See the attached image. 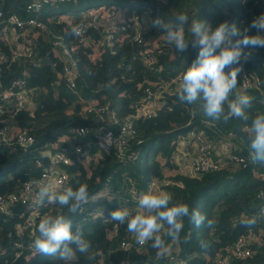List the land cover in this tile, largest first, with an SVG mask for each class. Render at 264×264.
<instances>
[{"label": "trees", "instance_id": "trees-1", "mask_svg": "<svg viewBox=\"0 0 264 264\" xmlns=\"http://www.w3.org/2000/svg\"><path fill=\"white\" fill-rule=\"evenodd\" d=\"M32 1H0L5 19L16 15L26 21L38 16L43 25L30 33L29 38L34 35L36 38L26 56H16L13 42L0 37V57L5 58L1 65L0 90L8 89L20 80L29 89H35L30 95L32 106L10 116L11 137L28 131L36 141L27 150L19 146L0 148V195L15 193L23 183L41 177L50 164L49 157L42 155L49 145L54 150L66 151L74 162L69 168L71 179L68 185L75 189L79 186L76 181H79L87 186L88 191V201L82 206L84 212H80L81 209L71 214L66 207L47 201L39 206L43 214L68 215L73 222V231L79 226L84 237L91 242L94 258L76 252L69 264H217L223 248L233 246L241 236L251 233L260 236V242L252 246V257L243 261L232 258V264H264V218L252 227L243 223L264 209V164L250 159L251 134L244 130L243 121L231 119L225 123L207 118L199 110L202 101L198 100L194 105L179 101L177 89L180 83H175L162 99L157 116L134 122L138 137L132 142L140 139L143 144L134 146L133 150H141V157L143 154L145 158L143 167L139 165L140 160L121 163L113 151L89 168L88 160L73 152V145L85 139L76 137L74 140L71 134L74 128L95 123L94 115L86 110L88 102L98 108L109 106L123 122L144 100L147 85L180 79L196 59L198 49L191 45L180 53L166 40L162 44L165 34L152 27L151 20L159 17L165 22L179 24L176 17L186 15L188 22L183 25L186 35L191 21L196 19L210 23L213 28L224 21L247 28L254 18L264 14V0H75L59 4V7L46 5L37 16L28 11ZM95 16L99 26L88 29V43L81 45L72 29L93 21ZM105 23H114L117 27L111 46L103 44L101 26ZM127 23L142 26L144 45L132 41L134 31L121 30ZM17 31L21 35V30ZM247 34L257 35V30L252 28ZM20 42L26 44V39L20 37ZM55 42L61 43V48L54 46ZM64 47L77 60L73 88L62 77ZM244 52L250 55L247 62H242L237 88L252 98L247 112L253 117L264 112V48L247 47ZM150 55L155 57L154 63L146 65L144 58ZM242 73L247 74L252 82L247 90L241 89ZM7 117V113L0 116V127L1 121ZM119 129L113 127L116 133ZM193 130L217 144L223 141L233 143L234 149L230 152L244 162L238 164L224 159L222 168L195 175L188 161L184 169L177 161L176 151L185 135ZM213 158L218 161V157ZM37 160H42L44 167L38 168ZM132 179L136 181L139 195L148 192L149 185L157 179L159 191L172 193L174 202H183L189 206L190 212L204 214L213 221L214 227L197 228L185 217L181 242L172 244L170 238H165L170 247L157 256L151 241L137 244L126 224L110 220L111 212L122 209L118 192ZM108 187L113 189L111 201L104 197L95 198ZM127 198L131 196L128 194ZM24 211V205L15 203L10 207V215L0 212V264H65L55 257L31 254L27 250L31 229L25 228L27 215L22 217ZM97 211H101L102 217L91 222L84 220L89 213ZM38 224L39 220L35 229L37 235ZM18 227L24 228L22 235L17 233ZM202 241L208 242L206 250L200 246ZM124 242L129 243V248L122 247ZM16 244L23 248H16ZM18 252L22 253L20 257H17Z\"/></svg>", "mask_w": 264, "mask_h": 264}, {"label": "clouds", "instance_id": "clouds-1", "mask_svg": "<svg viewBox=\"0 0 264 264\" xmlns=\"http://www.w3.org/2000/svg\"><path fill=\"white\" fill-rule=\"evenodd\" d=\"M176 20L179 24L165 22L157 17L150 23L165 34L167 43L173 45L178 52L186 51L189 45L198 49L196 59L180 77L177 89L179 101L188 105L202 101L199 110L212 120H223L225 123L231 119L243 121L244 130L251 134L250 159L264 164V112L250 117L247 109L251 107L252 98L237 88L242 62H247L250 55L244 49L264 48V35L247 34L252 28L258 33H264V14L254 18L247 28L228 21L213 28L210 23L196 19L191 21L187 35L183 25L188 22V17L180 14ZM72 31L79 34L77 28ZM226 68L230 71L226 72ZM192 114L195 115L196 112L193 111ZM76 183L79 186L75 189L68 185L56 192L47 181H41L38 183L37 200L41 204L45 201L58 204L75 214L88 201L87 186L79 181ZM185 217L197 228L214 227L213 221L204 214L199 211L190 212L187 204L174 202L173 194L163 190L141 193L135 209L123 208L110 213V220L126 224L127 231L137 244L144 245L151 241V247L157 250V256H161L170 247L165 238H170L172 244L181 242L180 234ZM261 218H264V209L243 223L252 227ZM37 231L39 235L34 239L32 247L39 254L55 257L65 264L73 260L76 252L85 254L89 259L94 258L91 255V242L84 237L79 226L73 231V222L68 215L43 216ZM200 246L206 250L209 245L202 241Z\"/></svg>", "mask_w": 264, "mask_h": 264}, {"label": "built area", "instance_id": "built-area-1", "mask_svg": "<svg viewBox=\"0 0 264 264\" xmlns=\"http://www.w3.org/2000/svg\"><path fill=\"white\" fill-rule=\"evenodd\" d=\"M3 1V0H0ZM75 0H33L28 7L29 12H34L40 15L43 7L49 5L51 7H57L62 3H71ZM245 1V0H244ZM60 6V5H59ZM58 6V7H59ZM38 17V16H37ZM37 17L30 18L29 20L22 21L18 16L11 15L5 19L4 12L0 9V37L4 40H11L15 45L16 56H26L31 51V46L33 45L34 38L36 35L29 38L30 33L33 29L38 27H43V25L38 21ZM97 16L93 21L89 23H81L77 27L79 34V43L85 45L88 43L86 33L89 28H97L98 20ZM142 26L138 23L136 24H125L121 30H132L134 35L132 41L144 45L146 41L144 40L142 33ZM116 25L114 23H105L101 26L103 33V44L112 45L115 40V30ZM17 29L21 30V35L18 33ZM264 35V33H258ZM20 37L26 39V44L20 42ZM152 45V44H151ZM54 46L61 48V43L55 42ZM154 47V46H153ZM149 52L152 53L151 49ZM62 61L64 62L62 77L66 79V82L73 88L75 87V77L77 74V60L71 55L70 50L64 47L62 53ZM4 56L0 57V89L2 87L1 82V65L4 62ZM155 57L150 55L148 58H144V63L146 65H151L154 63ZM242 83L241 89L247 90L252 86V82L249 76L245 73L241 74ZM175 83H180V79H175L172 83L166 81L156 82L154 84H149L145 88V98L144 100L135 106V113L125 121H120L117 118L115 111L111 110L109 106L106 107H95L92 102L87 103L86 110L88 113L93 114L95 117V123L89 126H82L80 128H74L71 131L72 139L76 137H82L85 140L78 145L74 146V154L81 157L82 159H94L96 164L103 157L109 156L116 152V157L121 163L137 162L141 157V150L134 151V146H141L143 141L138 139L135 142L133 140L137 139L138 134L134 126V122L140 119H151L157 116L158 111L162 107V99L165 94L171 91V85ZM35 89H29L23 80L16 81L13 85L5 90H0V116L7 113L8 117L1 121L0 127V148L19 146L24 150L30 149L35 145V138L28 131H22L17 134L15 138L11 137V125L10 121L11 115L19 113L21 110L28 109L32 106V99L30 97ZM119 127V131L116 133L113 127ZM93 141V142H92ZM72 144L73 141H70ZM185 147L193 146L196 149L195 160L190 164V170L196 175L212 170L222 168L225 164L224 158L218 161L213 158L212 152V141L209 140L203 133L196 132L195 130L188 132L183 140L181 141ZM42 155L44 157H49L50 164L46 167L39 179H33L32 181L23 183L18 191L11 194L0 195V212L3 214L10 215V207H13L15 203H20L24 205L25 211L22 217H26L25 228L31 229L30 243L27 245V250L31 254H36L37 252L32 247L34 239L38 236L36 234V224L38 220L48 214H43L39 206L42 204L37 200L38 183L41 181H47L52 185L53 191H62L65 186H68L71 179V173L69 168L74 165L73 160L67 154L66 151L54 150L49 145L44 148ZM217 157V156H216ZM230 161H234L238 164L244 162V159L238 158L229 152V156L225 158ZM186 163H182L184 166ZM36 165L38 168L44 167L42 160H37ZM98 195L95 198H100ZM82 209L80 212H84ZM102 217L101 211L95 213H89L85 221H92L93 219ZM23 227H18V234H23ZM260 242V236L251 233L249 235L241 236L233 246H227L223 248L222 252L218 256L217 264H232V258L237 260H247L252 257L253 249L252 246ZM16 248L22 249L21 244H16ZM129 243H122L124 249L129 248ZM22 253L18 252L17 257H20Z\"/></svg>", "mask_w": 264, "mask_h": 264}, {"label": "rangeland", "instance_id": "rangeland-1", "mask_svg": "<svg viewBox=\"0 0 264 264\" xmlns=\"http://www.w3.org/2000/svg\"><path fill=\"white\" fill-rule=\"evenodd\" d=\"M165 38H162V44L165 41ZM212 152L211 154H215L214 156H217L219 159L222 160V158H227L229 156V152L232 151L234 149V144L233 143H227V141H223L220 144H217V142H213L212 143ZM189 147L191 148L192 146H187V148L189 149ZM191 150V149H189ZM144 153V152H143ZM188 155H191L190 158H188ZM187 156L180 154V156H178L177 154V161H179V163H183L184 161H190L191 163L195 160L196 157V149L194 147V153L188 154ZM159 161L164 162L162 159L159 158ZM87 166L90 167H94V165H96L94 163V159H89L87 162ZM186 164H188V162H186ZM139 165L141 167H143L145 165V158L142 154V157L140 158L139 161ZM135 180L132 179L131 182H128V185H126L127 187L125 189H122L118 192L120 199L122 201V209L123 208H128V209H135L137 207V199L139 197L137 188H136V184H135ZM159 181L157 179H154V181L149 185V191H153V192H158L159 191ZM127 188L129 190H127ZM113 189L111 187H108L106 190H104L102 193H100L99 195L101 197L104 198H108L109 201H111L113 199V193H112ZM129 191V192H128ZM109 194V195H108ZM130 195L131 198H127V195ZM115 195V194H114Z\"/></svg>", "mask_w": 264, "mask_h": 264}, {"label": "crops", "instance_id": "crops-1", "mask_svg": "<svg viewBox=\"0 0 264 264\" xmlns=\"http://www.w3.org/2000/svg\"><path fill=\"white\" fill-rule=\"evenodd\" d=\"M189 149H191V150H189ZM189 149L187 147H185L183 145V143L180 142L178 147H177L176 153L178 154V156H180V154L187 156L189 154V152H190V154L191 153L193 154L194 153V147L193 146L191 148L189 147ZM190 156L191 155H188V158H190ZM186 162H188V161H186ZM186 162L184 161V163H186ZM181 165H182V163H180V166ZM183 168L185 169V166H183Z\"/></svg>", "mask_w": 264, "mask_h": 264}]
</instances>
